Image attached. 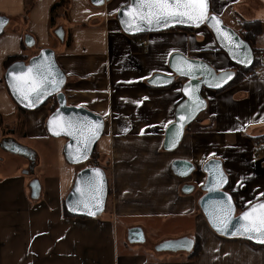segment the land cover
Wrapping results in <instances>:
<instances>
[{
  "label": "crops",
  "instance_id": "crops-1",
  "mask_svg": "<svg viewBox=\"0 0 264 264\" xmlns=\"http://www.w3.org/2000/svg\"><path fill=\"white\" fill-rule=\"evenodd\" d=\"M56 1L0 0V14L10 17L0 35V264H264L263 245L217 234L198 204L203 165L211 158L222 160L227 189L242 205L264 197V157L256 158L252 146L264 133V74L220 93L204 89L207 108L186 129L180 146L166 151L164 133L183 98L181 83L154 87L147 79L168 72L174 51L204 59L217 70L233 68L211 29L151 32L140 37L149 41L148 48L137 42L133 50L116 17L128 0L105 5L71 0L67 17L53 23ZM210 1L211 11L237 31L245 22H260L256 45L264 49V0ZM59 27L63 40L55 34ZM26 34L34 46L26 45ZM42 47L56 51L67 75L68 103L106 121L96 147L110 154L112 195L96 217L65 213V197L82 164L69 163L63 150L67 139L47 131L45 106L21 109L5 82L6 56L31 57ZM9 139L31 149L34 159L10 151ZM176 158L191 160L196 171L185 178L175 175L170 165ZM185 185H194L193 190L184 192ZM133 226L144 229L143 243L128 241ZM160 229L164 236L156 235ZM196 235L201 251L194 259L189 252L155 248L167 239Z\"/></svg>",
  "mask_w": 264,
  "mask_h": 264
},
{
  "label": "water",
  "instance_id": "water-1",
  "mask_svg": "<svg viewBox=\"0 0 264 264\" xmlns=\"http://www.w3.org/2000/svg\"><path fill=\"white\" fill-rule=\"evenodd\" d=\"M110 1L93 0L96 5H105ZM133 4L134 0H128L119 7L116 14L120 28L127 35L165 31L176 26L195 28L206 25L214 34L219 48L228 55L233 64L251 66L255 60L252 45L236 29L227 25L219 14L211 11L210 0H208V15L215 17V19H208L199 24L170 22L166 27L148 25L146 22L133 20L128 12V9ZM9 22L10 17L0 14V35L4 32ZM225 33L231 37V43L225 39ZM55 34L61 40L64 39V30L61 27L55 30ZM25 43L29 47L35 45V40L31 34L25 35ZM185 61H187V64L184 63ZM34 65L50 66L52 73L49 76L47 91L42 92L38 101L35 99V92L29 93L28 99H25L24 94L20 90V82L17 79V77H23L27 81L29 78L36 77L37 68ZM188 65L192 66L191 70L188 69ZM29 69H32V71L29 72ZM4 77L12 98L24 109H37L44 106L48 100L55 98L58 105L46 119L47 131L54 137H65L67 139L63 150L64 156L69 163L83 164L91 158L98 141L104 133L105 118L85 106L68 103L63 91L67 82V75L59 65L56 51L53 48L42 47L28 60L12 62L6 68ZM235 77L236 70L234 68L217 70L208 61L190 57L181 51H174L170 54L168 72H156L147 79V83L154 87L169 86L177 81L181 83L183 98L175 107V119L165 129L164 150H176L180 146L188 126L207 108L208 102L203 94L204 89L220 90L230 84ZM81 122H94L93 127H95V124L100 125L99 131L87 144L86 152L82 146L81 133L75 132L74 128L72 129L75 133L74 135H69L65 131L69 123L78 125ZM83 135H87L86 130ZM5 146L13 153L34 159V152L17 141L9 139ZM170 168L175 175L183 178L192 175L196 171V165L185 158L174 159ZM203 171L206 173V179L201 187L204 192L199 198L198 204L211 228L219 235L229 238H241L264 246V242H261V239L264 238H261L257 233L245 232L241 225L246 223V221L240 219L242 214L250 209L253 204L264 203V197L253 201L239 211L232 192L227 189L229 178L222 160L219 158L207 160L203 165ZM90 178H96L97 180L94 189H90L88 186ZM34 184L39 186L37 180L34 181ZM193 186L185 185L183 191L186 193L191 192ZM108 195L109 179L106 170L100 165L85 166L76 173L74 183L67 193L64 203L68 212L73 215L96 217L105 211ZM229 204L232 209L229 225L226 229L218 230V226L213 223V216L218 215L222 209L226 210ZM127 239L130 243H143L146 240L144 229L140 226L130 227L127 231ZM194 244V238L183 236L164 240L157 244L155 248L159 251L190 252Z\"/></svg>",
  "mask_w": 264,
  "mask_h": 264
},
{
  "label": "snow or ice",
  "instance_id": "snow-or-ice-1",
  "mask_svg": "<svg viewBox=\"0 0 264 264\" xmlns=\"http://www.w3.org/2000/svg\"><path fill=\"white\" fill-rule=\"evenodd\" d=\"M129 14L133 20H139L146 22L148 25L155 26H168L170 22L179 23H195L199 24L208 19H215L208 15V0H134L132 7L128 9ZM218 31H220L218 29ZM225 39L231 43V37L225 33ZM187 64V61L184 62ZM37 68L36 77L25 80L23 77H17L20 82V90L28 99L29 93L35 92V99L38 101L42 92L47 91L49 84V76L52 75L50 66L34 65ZM192 66L188 65V69L191 70ZM180 70V69H178ZM32 69H29L31 72ZM54 83V81H52ZM187 91V89H185ZM31 103V101H30ZM94 122H81L78 125L69 123L65 128V131L69 135H74L75 132H79L83 139V148L87 149V144L99 131V124ZM87 131V135L83 133ZM59 134V133H57ZM99 172V170H97ZM223 179V177L221 176ZM96 178H90L88 186L90 189H94L96 186ZM251 203V202H249ZM231 205L227 206V209H222L218 215L213 216L214 225L218 226V230L226 229L231 219ZM246 223L242 224L244 231L247 233H257L261 238H264V203L253 204L250 209L245 211L241 218ZM264 242V239H261Z\"/></svg>",
  "mask_w": 264,
  "mask_h": 264
},
{
  "label": "trees",
  "instance_id": "trees-1",
  "mask_svg": "<svg viewBox=\"0 0 264 264\" xmlns=\"http://www.w3.org/2000/svg\"><path fill=\"white\" fill-rule=\"evenodd\" d=\"M70 3L71 0H58L54 3L53 7H52V22L55 23L56 19L60 18V17H67L68 11H69V7H70ZM30 9L27 8L26 11L28 12ZM88 23H83L81 24V26H85ZM172 29H181V30H191L192 28L189 27H184V26H176L173 27ZM238 32L241 34V36L247 40L253 47L254 49V53H255V60L253 62V64L251 66H241V65H236L234 64V69L236 70V77L235 79L228 84L225 88H222L220 90L217 91H222L225 90L241 81H244L248 78H252V77H256L261 75V73L264 70V58L260 56V48L256 45V39L259 35L262 34L263 32V26L260 22L255 21V22H245L242 24L241 28L238 30ZM148 33H142V34H138V35H132L130 36L132 39V46H133V50H136L137 48V42H138V38L140 37H144L146 36ZM139 49V48H138ZM29 56L24 55V54H13V55H8L5 57L4 59V68L6 70V68L14 61L17 60H28ZM51 100V99H50ZM50 100H48L47 102H49ZM54 105L52 107V110H54L58 103L57 100H54ZM20 107V106H19ZM21 109H24L22 107H20ZM189 127V126H188ZM108 162V160H107ZM104 168V167H103ZM108 174V168H104ZM109 179V177H108ZM110 185V184H109ZM237 208L239 210L240 208V203L238 201L237 195L232 192ZM111 195V187L109 186V195L108 197ZM65 209V213L67 215H71V216H75L71 213L68 212V210L66 209V207L64 206ZM195 240V244L193 249L189 252V257L190 258H197L198 255L200 254L201 251V239L198 235L195 236L194 238ZM250 243L257 245L251 241H249Z\"/></svg>",
  "mask_w": 264,
  "mask_h": 264
},
{
  "label": "rangeland",
  "instance_id": "rangeland-1",
  "mask_svg": "<svg viewBox=\"0 0 264 264\" xmlns=\"http://www.w3.org/2000/svg\"><path fill=\"white\" fill-rule=\"evenodd\" d=\"M233 28H235V25H229ZM233 67H234V64H233ZM223 91V90H222ZM215 92H221V91H215ZM54 100H56L55 98H52L49 102H46L45 103V108L46 110H48V112L51 113L52 111V107L54 105ZM108 160V162H107ZM111 157H110V154L106 153L104 150H102V148L100 147H95V150L93 152V155L91 156V158L86 162V163H83L81 168L85 167V166H91V165H100L104 168H108V174H110L109 172H111ZM109 177V184L111 182V177L110 175H108ZM110 187L112 186L111 184L109 185ZM111 195H112V188H111ZM238 198V197H237ZM238 201L240 203V208H239V211L242 210L246 205H242L240 199L238 198ZM156 235L158 236H164L165 235V232H163V229L161 231L158 230L156 231Z\"/></svg>",
  "mask_w": 264,
  "mask_h": 264
},
{
  "label": "built area",
  "instance_id": "built-area-1",
  "mask_svg": "<svg viewBox=\"0 0 264 264\" xmlns=\"http://www.w3.org/2000/svg\"><path fill=\"white\" fill-rule=\"evenodd\" d=\"M138 43L143 45L146 49L148 48L149 41L145 38H140ZM260 56L264 58V49H260ZM261 74H264L262 72ZM253 154L256 158L261 159L264 157V133L256 136L252 140Z\"/></svg>",
  "mask_w": 264,
  "mask_h": 264
}]
</instances>
